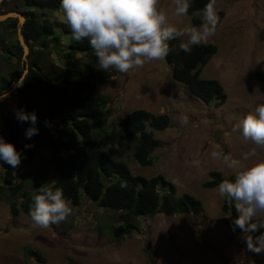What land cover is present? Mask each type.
I'll return each mask as SVG.
<instances>
[{"label":"rangeland","instance_id":"374dc122","mask_svg":"<svg viewBox=\"0 0 264 264\" xmlns=\"http://www.w3.org/2000/svg\"><path fill=\"white\" fill-rule=\"evenodd\" d=\"M15 1L10 0L9 5H15ZM176 7L177 0H158V10L166 14L167 24L176 29L182 42L190 44L197 36L198 43L216 44L217 52L200 77L221 84L227 95L225 103L215 108L193 97L172 79L171 68L164 60L146 62L128 74L110 69L107 81L97 89L109 97L108 124L138 109L169 117L171 127L155 132L159 147L151 154L152 165H138L132 158V148L117 138L109 144L108 152L124 162L133 175L162 176L178 194L187 193L200 200L202 214L141 217L135 220L137 229L131 236L117 240L110 237L112 227L119 224L117 213L85 197L77 206L70 204L71 214L65 221L48 228L34 226L29 214L13 218L7 204L0 202V264H40L25 257L27 246L41 254L44 264H152L153 259L155 264H264V253L247 249L245 233L232 231L217 187H202L212 171L234 177L238 171L211 159L212 151L231 154L244 167L264 162V148H257L256 157L242 160V154L253 145L238 131H232L257 104H264V80L255 79L256 73H264V0H215L214 6L202 14L200 27H193L185 13L177 15ZM47 17L49 21H65L61 10ZM15 108L10 92L0 101V124ZM185 115L187 124L180 119ZM60 126V121L52 122L50 133ZM70 154L64 150L61 156ZM197 159L199 166L193 163ZM53 179L51 153L41 149L22 162L17 180L32 191ZM257 221L264 222V215ZM147 244L151 250H146Z\"/></svg>","mask_w":264,"mask_h":264},{"label":"trees","instance_id":"16d2710c","mask_svg":"<svg viewBox=\"0 0 264 264\" xmlns=\"http://www.w3.org/2000/svg\"><path fill=\"white\" fill-rule=\"evenodd\" d=\"M9 1L0 4V14L16 12L25 18L20 32L29 53L23 60L16 37L17 19L0 22L3 29L0 31V94L12 88L27 66V73L12 93L15 109L34 112L35 127L39 130L26 140L24 131L29 125L17 122L13 113L0 124V137L24 153L15 169L1 163L0 202L7 204L10 215L15 218L21 213L29 214L32 198L41 189L57 187L73 206L85 197L98 207L117 213L119 224L110 232V237L117 240L131 236L137 229L135 220L141 217L202 214L200 200L187 193L178 194L175 186L162 176L133 175L124 162L108 152L109 144L119 139L132 148V158L138 165H152L151 154L159 147L155 132L171 127L169 117L138 109L117 118L115 124H108L109 97L100 94L97 88L107 81L109 70L98 69L86 38L79 42L71 39L66 21H49V14L60 11L59 0H17L13 6ZM214 1L184 0L185 14L190 16L193 27L202 25V14L214 6ZM10 33L15 34L14 38ZM168 43L170 51L163 60L171 68L172 79L205 105L222 106L227 95L221 84L200 77L203 67L217 52L216 44H186L177 36ZM182 46L190 50L185 52ZM255 79L264 80V73H256ZM54 121H60L61 126L51 134L50 125ZM145 121L149 122L147 126ZM25 144L31 147L24 149ZM41 149L51 153L54 179L28 191L17 180L20 166ZM64 150L71 151L66 158L61 156ZM233 179V175L212 171L202 187L214 189L221 181ZM222 211L230 223L239 215L233 203L225 199ZM260 232L258 229L252 235ZM146 247L151 250V245ZM24 252L27 259L34 258L44 264L45 259L34 247L27 246Z\"/></svg>","mask_w":264,"mask_h":264},{"label":"clouds","instance_id":"9594fccd","mask_svg":"<svg viewBox=\"0 0 264 264\" xmlns=\"http://www.w3.org/2000/svg\"><path fill=\"white\" fill-rule=\"evenodd\" d=\"M158 0H59V8L71 31V39H87L93 50L100 71L113 70L121 74L142 67L146 62L163 60L169 53V41L176 35V29L167 24L166 14L157 8ZM187 10L184 0H177L175 12L183 15ZM199 42L193 36L190 44ZM182 50H190L182 46ZM0 94V101L7 98ZM19 123L29 126L24 131L25 139L38 134L36 115L23 108L13 110ZM188 123V116H181ZM145 126L149 122L145 121ZM47 125V122H46ZM232 131H238L241 138L253 145L242 154V160L257 156V148H264V104H257L254 110L243 116ZM31 145L25 144L24 149ZM24 158L22 150L0 137V163L17 168ZM210 158L219 160L229 169H237L233 180H224L217 185L218 195L233 203L239 215L231 222L232 231L239 229L249 235L244 240L253 253H264V232L253 236L258 229H264V222H254L264 215V162L244 167L241 160L221 151H212ZM197 166L200 161L194 160ZM3 167H0L2 170ZM71 214L70 203L59 187L54 190L43 188L32 198L29 216L32 224L40 228L65 221Z\"/></svg>","mask_w":264,"mask_h":264},{"label":"water","instance_id":"95a60500","mask_svg":"<svg viewBox=\"0 0 264 264\" xmlns=\"http://www.w3.org/2000/svg\"><path fill=\"white\" fill-rule=\"evenodd\" d=\"M4 0H0V4L3 2ZM10 18H15L17 19V39H18V43L19 45L21 46L22 48V59L25 60L26 59V56L28 55L29 51H28V47L27 45L25 44L23 38H22V35H21V27L25 21V18L19 14V13H16V12H8L6 14H0V22H4L6 21L7 19H10ZM28 69H27V66L24 68L23 70V74L22 76L18 79V81L12 86V88L7 91L6 93H10L12 92L15 88H17L20 83L22 82L25 74L27 73Z\"/></svg>","mask_w":264,"mask_h":264}]
</instances>
